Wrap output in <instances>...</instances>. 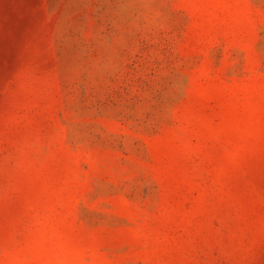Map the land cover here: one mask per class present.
Returning <instances> with one entry per match:
<instances>
[{
	"label": "rangeland",
	"instance_id": "374dc122",
	"mask_svg": "<svg viewBox=\"0 0 264 264\" xmlns=\"http://www.w3.org/2000/svg\"><path fill=\"white\" fill-rule=\"evenodd\" d=\"M0 264H264V0H0Z\"/></svg>",
	"mask_w": 264,
	"mask_h": 264
}]
</instances>
